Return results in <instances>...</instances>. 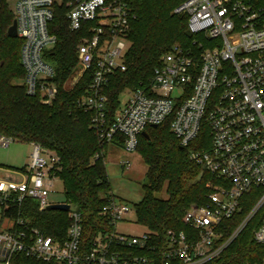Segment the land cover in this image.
<instances>
[{
    "label": "built area",
    "instance_id": "obj_1",
    "mask_svg": "<svg viewBox=\"0 0 264 264\" xmlns=\"http://www.w3.org/2000/svg\"><path fill=\"white\" fill-rule=\"evenodd\" d=\"M5 1L14 2L28 95L45 105L58 97L57 72L48 55L57 44L50 25L63 7L69 29L84 34L72 85L94 71L85 95L72 107L91 114V126L103 150L121 136L122 149L137 152L147 128L170 121L171 134L182 147L190 148L191 160L215 183L209 184L211 192L204 205L185 212L182 222L187 231L170 230L161 237L137 221L130 223L129 216L136 215L134 205L116 198L99 211L109 231L96 233L89 242L82 213L69 204V228L61 241L21 217L7 215L27 199L37 201L40 211L54 205L49 198L60 181V157L33 143L26 168H0L5 173L0 176V264H208L255 221L254 240L264 245L261 6L251 0H185L174 13L188 16L192 45H175L148 84L125 91L130 97L110 123L104 91L113 76L127 70L128 37L135 18L128 5L123 0ZM12 143L0 136V148L8 149ZM246 208L243 220L226 237L224 222ZM136 227L141 230L137 232Z\"/></svg>",
    "mask_w": 264,
    "mask_h": 264
},
{
    "label": "trees",
    "instance_id": "obj_2",
    "mask_svg": "<svg viewBox=\"0 0 264 264\" xmlns=\"http://www.w3.org/2000/svg\"><path fill=\"white\" fill-rule=\"evenodd\" d=\"M123 1L135 18L128 37L127 70L113 76L104 91L110 123L125 91L148 84L163 56L175 45H192L187 31L188 16L174 13L185 0ZM251 1L264 9V0ZM56 14L50 31L57 37V44L48 58L57 72L59 94L52 105H45L38 97L27 94L21 63L23 43L8 35L15 17L9 3L0 1V136L13 142L40 144L60 157L59 177L66 203L82 213L85 238L89 242L96 233L109 231L108 221L99 211L116 196L99 135L91 126V114L72 107L85 95L94 72H89L76 86L72 85L78 70L77 48L84 34L69 29L63 7ZM146 134L147 138L140 137L137 151L148 169L142 185L143 198L134 205L136 221L161 237L170 230L187 231L182 222L185 212L206 203L211 192L209 184L215 180L191 160L190 148L182 147L171 134L170 121L147 128ZM114 144L122 148L123 138L118 136ZM164 193L166 198L162 197ZM248 210L224 222L226 237ZM7 215L21 217L33 228L61 241L65 240L69 228L66 212L40 211L38 202L31 199L25 200L20 208L15 206ZM257 227L258 221L250 224L220 258L208 264H261L264 245L254 240Z\"/></svg>",
    "mask_w": 264,
    "mask_h": 264
},
{
    "label": "rangeland",
    "instance_id": "obj_3",
    "mask_svg": "<svg viewBox=\"0 0 264 264\" xmlns=\"http://www.w3.org/2000/svg\"><path fill=\"white\" fill-rule=\"evenodd\" d=\"M10 8L14 10V2L9 4ZM130 97L129 92L122 94L120 102L124 105ZM32 152L31 144L21 142H13L8 149L0 148V168L14 171L22 170L29 163V156ZM106 157L107 171L111 178L113 193L117 200L127 201L131 205H136L141 202L143 198L142 185L145 182L147 173V165L143 161L138 152L129 153L122 148H117L113 144L104 151ZM126 168L123 167L128 163ZM16 168V169H15ZM4 172L0 171V176H4ZM166 198V194L162 195ZM49 201L51 204H62L67 202L64 186L61 181L54 185V189L50 194ZM130 223L136 222V216L132 214L129 216ZM133 229L134 226H130ZM137 232L141 229L134 228Z\"/></svg>",
    "mask_w": 264,
    "mask_h": 264
},
{
    "label": "water",
    "instance_id": "obj_4",
    "mask_svg": "<svg viewBox=\"0 0 264 264\" xmlns=\"http://www.w3.org/2000/svg\"><path fill=\"white\" fill-rule=\"evenodd\" d=\"M8 35L12 38H18L16 22H14L12 27L9 29ZM143 136L147 138L146 133H144ZM48 209L61 211V212H68L70 210V205L69 204H54V205L49 206Z\"/></svg>",
    "mask_w": 264,
    "mask_h": 264
},
{
    "label": "crops",
    "instance_id": "obj_5",
    "mask_svg": "<svg viewBox=\"0 0 264 264\" xmlns=\"http://www.w3.org/2000/svg\"><path fill=\"white\" fill-rule=\"evenodd\" d=\"M32 146V145H31ZM115 147H117L116 145H114ZM117 148H119V147H117ZM27 166V165H26ZM124 167V166H123ZM26 168V167H25ZM5 169V168H4ZM8 169V168H7ZM16 169V168H15Z\"/></svg>",
    "mask_w": 264,
    "mask_h": 264
}]
</instances>
